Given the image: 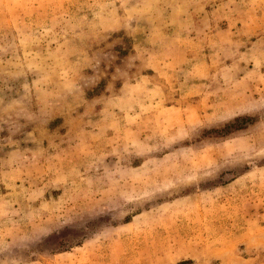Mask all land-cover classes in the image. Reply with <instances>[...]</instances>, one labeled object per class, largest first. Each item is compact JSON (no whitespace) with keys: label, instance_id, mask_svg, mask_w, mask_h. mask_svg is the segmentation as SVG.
I'll list each match as a JSON object with an SVG mask.
<instances>
[{"label":"rangeland","instance_id":"1","mask_svg":"<svg viewBox=\"0 0 264 264\" xmlns=\"http://www.w3.org/2000/svg\"><path fill=\"white\" fill-rule=\"evenodd\" d=\"M0 264H264V0H0Z\"/></svg>","mask_w":264,"mask_h":264}]
</instances>
